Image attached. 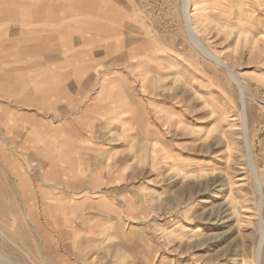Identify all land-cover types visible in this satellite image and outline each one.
I'll return each instance as SVG.
<instances>
[{"label": "rangeland", "instance_id": "obj_1", "mask_svg": "<svg viewBox=\"0 0 264 264\" xmlns=\"http://www.w3.org/2000/svg\"><path fill=\"white\" fill-rule=\"evenodd\" d=\"M196 1L202 41L248 90L244 137L240 90L190 42L182 0H0L1 254L256 264L264 0Z\"/></svg>", "mask_w": 264, "mask_h": 264}, {"label": "bare ground", "instance_id": "obj_2", "mask_svg": "<svg viewBox=\"0 0 264 264\" xmlns=\"http://www.w3.org/2000/svg\"><path fill=\"white\" fill-rule=\"evenodd\" d=\"M203 2L204 1L182 0V14H183L186 33H187V36H188L190 42L194 45V47L198 50V52H200L202 55H204L205 57H207L208 59L213 61L215 64L224 68L228 72V74L230 75L231 79L238 86V88L240 90V96H241V109H240V113H239L240 130H241V133L244 137L245 131L247 130V122H248L247 121V115L245 113V98H246L245 96H246V93L248 92V90L243 85L238 73L235 72L231 68V65L227 61L221 59L218 54L211 51L206 46V44H204V42L202 41L200 32L196 28V26L194 25V23H193L194 20L192 18L194 16V12L203 7ZM247 143H246V140L244 138V152L246 153V160H248V162L246 161L247 165H248V170H249L252 178L256 182L257 192L260 193V187H262L263 185H262V182L259 179V177L258 178L255 177L254 173L252 172L254 170V165L251 163L250 159L247 158V156L250 153V150L247 153V149H248L247 146L249 145V144L247 145ZM261 194H263V193L261 192ZM263 197H264V194H263ZM261 208H263V204L260 202V205L258 207V214H260ZM259 225H261V223ZM259 232H260V243H259V247L257 248V253H256V264H260V260H261V253L260 252H261V244L263 246V242H264V228L259 226ZM0 264H15V263L12 262L8 257H6L0 253Z\"/></svg>", "mask_w": 264, "mask_h": 264}]
</instances>
